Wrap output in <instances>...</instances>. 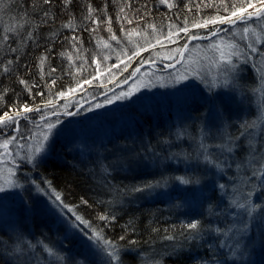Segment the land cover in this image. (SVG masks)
<instances>
[{"label": "trees", "instance_id": "1", "mask_svg": "<svg viewBox=\"0 0 264 264\" xmlns=\"http://www.w3.org/2000/svg\"><path fill=\"white\" fill-rule=\"evenodd\" d=\"M171 2L174 6L169 8L167 4H161L160 0H71L67 6L63 0H52L50 5H44L42 0H0V65L6 64L8 59L14 61L8 72L0 67V94L4 97L0 101V114L7 111L9 105L27 103L39 106L40 112H29L26 114L28 120L23 117L20 119L21 131L27 135V130L33 128V121L37 122L44 113L49 115L56 110L57 107L45 108L46 100L61 103L56 93L67 92L77 82L91 80L95 76L96 60L100 62V52L104 50L102 44L121 49L129 32L131 35L145 34L151 36V39L162 38L168 35L170 25L177 30L185 26L191 28L194 21L205 17L227 15L220 1H212L213 7H205L201 0ZM197 4L201 5L199 9ZM89 6L94 9L91 17L88 16ZM44 10L48 11V17L44 16ZM93 20L97 22L93 23ZM69 22L72 27H64ZM149 25H155L156 31ZM8 27L17 29L15 33H9V44L18 48L16 53L8 51L9 44L2 41L4 29ZM29 30L32 31V39L22 40L27 37ZM205 32L207 30L198 28L190 31V34L200 35ZM112 35L117 39H110ZM72 37L78 39L73 41ZM139 47L145 46L141 44ZM149 51L133 57V64L142 62L148 57ZM42 56L44 62L41 65ZM256 64V67L252 63L240 67L244 82L236 83L245 99L232 112L235 114L234 118H230L233 125L245 119L252 120L258 109L253 90H260L257 75L259 64ZM20 79L28 82L30 91L19 83ZM79 108L85 107L74 103L67 110L75 112ZM161 108L157 104L139 111L130 110L128 106L119 108L116 111L120 116L126 115V109L131 114L127 122L112 130L103 142L85 135L82 145H79L74 143V136L80 137V133L72 135L73 131H69L70 136L53 141L49 156L37 162L36 166L23 165L26 175L38 184L34 186L36 189L29 190L26 187L20 190L25 199L23 204L29 213L22 211L16 216L21 225L15 224L18 225L17 229H25L34 244L40 239L51 246L56 241L55 237L63 233V226L56 224L55 215H51L48 207L46 209L49 203L46 205L44 200L41 202L43 198L39 192H45V186L47 191L54 189L60 193L63 203L73 207L76 214L82 216L93 228L102 231L105 238L118 242L123 264H203V261L209 259L208 245L219 243L214 234L204 233L203 240L188 241L181 235L182 224L201 220L205 227L212 225L227 229L230 226L223 216L218 218L209 215L207 208L209 203L219 204L216 211H223L228 204L233 184L239 179L233 163L238 162L237 157L229 159L216 150L213 158L226 161L222 172L214 165L185 160L184 157L197 154L198 144L205 133L201 131L198 139L194 133L204 126V117L208 111L202 101L188 104L187 110L199 116L201 126L190 125L185 127V131L178 124L184 114L177 121L174 120L171 126L174 117L172 103L166 102ZM259 110L261 113V107ZM223 131L225 136L229 132L236 134L235 127H224ZM217 141V137L212 135L204 142ZM228 163H232L233 167L228 168ZM105 167L107 172L104 171ZM178 176L199 178L200 184L181 185L175 179ZM164 180L168 182L166 187H155L143 192L132 191L134 187ZM220 183L226 185L225 190L218 188ZM30 191L39 195L30 199ZM193 192L197 195L202 192L204 197L194 202L202 208L195 217L183 210L187 204L185 201L192 200ZM180 194H185V197L180 199ZM258 195L259 190L254 192V197ZM61 210L69 219H75L66 208ZM101 214L115 216L116 219L102 221L98 218ZM0 223V229L6 230L5 223ZM82 228L83 232H89V229ZM165 235H175L176 239L165 240ZM121 236H125V239L120 240ZM129 241L136 243L130 245ZM245 242L248 246L246 254L234 259V264H264V223L257 221L252 224ZM177 247L181 249L178 253L175 251ZM74 254L79 255L77 252ZM80 260L83 264H94L84 256ZM0 264H4V258H0Z\"/></svg>", "mask_w": 264, "mask_h": 264}, {"label": "snow or ice", "instance_id": "2", "mask_svg": "<svg viewBox=\"0 0 264 264\" xmlns=\"http://www.w3.org/2000/svg\"><path fill=\"white\" fill-rule=\"evenodd\" d=\"M42 3L44 5H50L52 0H42ZM63 3L67 6L71 3V0H63ZM160 3L167 4L169 8L174 6L171 0H160ZM201 3H203L205 7L214 6L212 0H208L207 3L201 0ZM220 5L223 6L227 15L205 17L202 20L194 21L192 27L209 28V25H212L213 29L209 31L210 35L213 36L217 35L218 31H220L214 30L216 25H230L235 27L239 23L243 25V27L236 31L228 29L227 31L231 32L232 39L220 40L209 46L212 55L209 56L205 54L202 57V59L207 61L209 69L206 76H202L199 71L186 72L185 74L176 76L174 83L180 84L183 81H187L191 76L193 79H198L201 83L205 84L210 93L208 97L209 112L215 115L217 121H220V123L215 125L208 122L204 124L201 131L205 133V135L201 137L198 144L197 154L194 157L191 155L186 156L184 159L191 160L196 164L214 165L218 171L222 172L224 171L226 161L214 159L209 151L210 145L204 142L208 136H211V129L213 127L219 132L226 126L225 120L227 118L224 117L226 104L217 99L222 93L216 92L215 90L225 89L234 92L238 88L236 81L242 70L240 65L252 63V66L256 67L257 60L264 62V0H232L231 3H225V0H220ZM200 6V4L196 5L198 9ZM93 11L94 9L89 6V17H91ZM123 11L124 9L122 8L121 12ZM48 15V11L44 10V16L48 17ZM92 22L96 23L97 21L93 20ZM64 27L71 28V22L66 23ZM149 27L153 28L154 32L156 31L155 25H149ZM173 27L175 26L170 25L167 39H171L174 35H177L178 32L188 33L187 26L179 28L178 32L175 33L171 30ZM110 30L109 28V31ZM16 31L17 29L15 27L5 28L2 41L5 44H9V33H15ZM131 34V32L128 33L129 36H131ZM32 35V31L29 30L27 37L22 38V40L32 39ZM198 38L200 37L188 35L189 40ZM71 39L76 41L78 38L72 37ZM110 39L116 40L117 37L112 35ZM157 42H159V40ZM104 47H109V45L104 43ZM187 48L188 44L186 43L183 48L176 49L175 51L183 58ZM141 50L146 49L132 51L128 59L131 60L133 57L139 56ZM8 51L16 53L18 48L11 47L9 44ZM18 58L19 57H17V59ZM40 60L42 65L44 57H40ZM69 60H71L70 56ZM13 63L14 61L12 59H8L6 64L0 65V67H3V71L8 72L9 66ZM193 63H198V61H193ZM171 66L172 65H166V67ZM51 71L54 72L55 69H51ZM261 79L264 80V76H262ZM19 83L24 85L26 90L30 91L26 80L20 79ZM52 84H55V80L52 81ZM83 84H91V81L83 80L82 82H77L75 87H70L67 92L60 91L56 93V96L66 97L73 94L81 89ZM262 91H264V89H262ZM36 95H41V93H36ZM131 95L132 90L130 89L128 92H121L115 99L122 100L129 98ZM223 95L225 99H231L228 92L223 93ZM3 98V95L0 94V101H2ZM106 103H113V99L107 98ZM53 104L54 101L48 99L45 101L44 107L48 108ZM68 107L69 105L67 103L63 106L64 115L72 116L79 114L78 112L74 113L68 111ZM95 107L100 108L103 107V105L96 104ZM261 109V114L254 120L245 119L235 125L229 122L227 127H235L236 134L229 132L226 136L222 137V143L215 145V148L220 150L221 156H225L229 159L232 156L237 157L238 162L234 161L233 163L235 164V170L239 179L233 184L228 204L225 206L224 210L216 211L219 204L213 205L209 203L207 211L209 215H215L218 218L223 216L230 226L227 229L212 225L205 227L201 220H192L182 224L183 231L181 235L188 241L203 240L204 233L208 235L214 234L215 239L219 241L217 245H208L210 256L209 259L203 261V264H229L230 261L234 264V259L241 258L246 254L248 246L245 241L252 224L257 221L264 223V103H262ZM91 110V108L88 109V111ZM33 111L40 112L41 109L39 106H30L24 103L9 105L8 110L0 114V137H3L0 138V164L5 163L6 157H12L14 155L20 157L21 160L26 161L28 164L36 166L38 158L46 152L48 142L54 135V130L61 121L57 119L55 122H49L47 120L48 114L44 113L40 116L39 122L33 121L35 127L40 129V131L36 132L29 129L27 130L28 134L25 135V133L21 131L20 119L23 117V119L28 120L29 118L26 114ZM53 114L58 116L59 112L54 109ZM25 140L34 141V144L31 142L27 144L26 155L21 156L20 151H16L14 154L10 151V146H14L18 149L24 148L25 145L22 144L21 141ZM227 167L232 168L233 164L228 163ZM104 171L107 172L108 169L105 167ZM15 177L16 169L8 168L7 177H3V182L0 183V193H6L11 189H20L23 187ZM175 179L178 180L181 185L200 184L199 178L190 179L184 176H178ZM167 183V180L163 182L157 181L155 183L150 182L140 187H134L132 191L143 192L155 187H166ZM49 187H51L50 183ZM218 188L220 190H225L226 185L220 183ZM257 190H259V195L254 197V192ZM51 194L55 197L53 203L56 204L57 208H66L68 212L75 216V221H78L80 224H83L85 228L89 229L90 234L89 232H85L84 235L87 237V241H92V246L94 248L105 253L106 264H123L121 260V246L118 242L105 238L102 231L93 228L82 216L76 214L73 207L64 204L60 193L53 189ZM191 196L192 200H186L185 203L191 204L204 198L202 192L199 193V195L193 192ZM83 202L87 203V201ZM25 211H27V206L25 207ZM62 214L64 213L62 212ZM98 218L108 222L116 219L115 216L105 214H101ZM73 227H78V225L73 223ZM153 231L156 230L154 229ZM12 232L15 234L14 238L8 234L7 230L0 229V258H4V264H39V260L35 256V251L38 250L37 245H42L43 251L49 256L54 257L57 261L62 262L65 259L42 240L33 244L28 240L22 239V232L18 229H12ZM221 236L225 237V239H219ZM6 237L7 240L12 241L11 245L6 243ZM124 239L125 236L120 237V240ZM164 239L174 241L176 237L175 235H165ZM135 243L136 241H129L130 245ZM84 246L85 248L89 247L87 242H85ZM180 250L179 247L175 249L177 253ZM77 264H83V261H79Z\"/></svg>", "mask_w": 264, "mask_h": 264}, {"label": "rangeland", "instance_id": "3", "mask_svg": "<svg viewBox=\"0 0 264 264\" xmlns=\"http://www.w3.org/2000/svg\"><path fill=\"white\" fill-rule=\"evenodd\" d=\"M242 27L243 25L239 23L235 27L230 25H216L214 30L220 31H218L217 35L213 36L210 35L209 31L210 29H213V26L209 25V28H200L207 30L205 34L202 33L200 35H195L200 38L192 40L188 39V35H191L190 31L198 28H188V33L178 32L177 29L173 28L172 31L174 33L178 32V34L174 35L171 39H167V36L151 39V36L148 37L145 34H134L125 38L124 47L121 49L110 46H102L104 50H101L100 52V62L96 60V74L90 80L91 84H83L82 88L77 90L75 93L66 97H60L58 100H61V103L56 100L52 106L48 107H57L56 111L59 110L60 115L57 116L50 113L47 116V120L49 122H55L59 119L61 123L54 130V135L48 142L46 152L38 158L37 162H40L45 157L49 156L51 153V145L55 139L70 136L68 134L69 131H73L72 135L80 133V137L78 135L74 136L76 140L74 143L77 142L79 145H82L85 135L88 137H95L100 139V142H103L112 130H116L127 122L128 116L131 114L128 109H126V115L124 116H120L116 111L119 108H125V106H128L130 110L133 109L134 111H139L156 104L159 109H162L161 107L165 106L166 102H171L172 109L174 111L171 126H173L174 122L181 118L184 114L185 116L181 119L182 121L180 120V122H178V124L186 131L185 127L190 125L197 124L201 126L199 116L195 115V112H189L187 110V105L191 104L192 101H195L196 103L202 101L208 111V114H206L205 117L201 115L202 118L204 117V124L206 122L213 125L220 123V121L216 120L215 115L209 112L208 97L210 96V93L208 92L205 84L201 83L198 79H193L191 76L187 81H183L180 84H175L174 80L176 76L185 74L186 72L199 71L202 76H206L209 69L207 61L202 59V57L205 54L209 56L212 55V51L209 46L220 40L232 39L233 37L231 32L227 30L232 29V31H236ZM158 40L159 42H157ZM183 40L185 42H183ZM186 43L188 44V48L185 50L183 58H181L175 50L183 48ZM141 44L145 47H139ZM139 49L150 50L149 55H147L148 57L144 58L142 62L134 65V58L129 60L128 57L131 55L132 51ZM146 50H141L140 54ZM193 61H198V63H193ZM256 62L259 64L257 67V75L259 77L260 90L256 91L253 89L256 93V105L258 109L252 117V120L256 119L261 114L259 109L264 102V91H262V89H264V80L261 79V77L264 76V62L260 60H257ZM166 65L172 66L166 67ZM241 74H243V70H241L239 77L237 78V81L240 83L244 82V80H242L243 75ZM130 89L132 90V95L129 98L122 100L115 99V97L121 92H128ZM95 90H97V92ZM215 91L222 93L217 97V99L221 102L225 101L226 111L224 112V117L227 118L225 120V127L228 128L227 124L229 122L231 123L230 118L235 117V114L232 112L238 108L240 103H242L245 98L242 97L239 88H237L234 92H230L225 89H216ZM225 92H228L231 99H225V96L223 95ZM107 98H112L113 103H106ZM174 98H177L175 103H173ZM66 103L69 107L74 103H78L80 107L84 106L85 108H79V110H76L75 112H78V115L66 116L63 114V106ZM96 104H101L103 107L96 108ZM89 108L92 110L88 111ZM227 108H232L233 110L231 109L232 111H230L227 110ZM39 121L40 119L37 120V122ZM32 126V131H40V129L35 127L34 123ZM201 134V129L199 128L194 133V137L198 139L201 137ZM224 134L223 128L219 132H217L215 127L211 129V136H216L218 140L217 142L206 143L207 145H210L209 151L211 155H213L216 150L220 151L215 148V145L223 142L222 137L225 136ZM29 142L34 144V141H21V143L25 145L24 148L18 149L14 146H10V151H12L13 154L16 151H20V155L24 156L27 154L26 146ZM23 165L32 166V164H28L26 161L21 160L20 157H16L14 155L12 157H6L5 163L0 164V170H2L0 171V183L3 182V177H7V169L15 168V179L23 185L20 189H11L6 193H0V221L5 223L4 228L8 231L9 235L13 236V238L15 234L12 232V229H17L18 225H20L16 216H18L22 211L24 212L26 207L23 204L25 199L20 194V190H23L26 187H29V190H32L33 188L36 189L34 186L38 184L34 183L29 176L26 175V170L22 169L25 168ZM43 188L45 190L43 193L37 190L43 198H41V202L45 201L46 205L47 202L49 203V205L46 206V209L48 207V211L51 212V215H55L57 219L56 224L63 226L64 228L62 230L63 233L55 237L56 241L52 243V246L48 245L65 259L62 262L57 261L54 257L49 256L43 251L42 245H37L38 250L35 251V256L39 260L40 264H77V262L81 261L80 257L83 256L88 259V261L92 260L94 264H106L105 253L94 248L92 246V241H87V237L84 235L85 232H83L84 230L82 228L84 225L75 221V219H69V216H67V214L60 208H57L53 203L54 196L51 194L52 191H47L48 188L45 186ZM30 194V199L36 198V196L39 195L37 192L32 194V191H30ZM183 195L185 194H180L181 197L179 196V198H184L185 196ZM182 205L183 204H181V206ZM200 209L202 211L201 206L194 202L191 204L187 203L183 208L185 212L192 213V217L198 216L200 214ZM27 212L29 213L28 210L26 213ZM62 212L64 214H62ZM73 223L77 224L78 227H73ZM18 230L21 231V229ZM24 230L25 229L21 231V238L33 243L32 239H29V234H27ZM5 240L7 244L11 245L12 241L7 240L6 238ZM38 241H40V239H38ZM85 242L89 245L88 248H85ZM74 252H77L79 257L76 256V253L74 254Z\"/></svg>", "mask_w": 264, "mask_h": 264}, {"label": "bare ground", "instance_id": "4", "mask_svg": "<svg viewBox=\"0 0 264 264\" xmlns=\"http://www.w3.org/2000/svg\"><path fill=\"white\" fill-rule=\"evenodd\" d=\"M39 264H40V262H39Z\"/></svg>", "mask_w": 264, "mask_h": 264}]
</instances>
